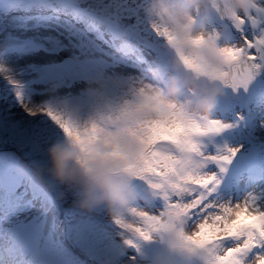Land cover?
Masks as SVG:
<instances>
[{
    "label": "rangeland",
    "instance_id": "1",
    "mask_svg": "<svg viewBox=\"0 0 264 264\" xmlns=\"http://www.w3.org/2000/svg\"><path fill=\"white\" fill-rule=\"evenodd\" d=\"M259 2L264 5V0ZM48 3L59 5L64 11L85 13L101 30L108 31L116 44L134 45L138 57L148 55L157 73L164 77L169 75L170 53L153 30L149 0H0V67L6 69V75L19 85L10 84L5 74H0V130L7 132L19 148L28 149L30 154L43 152L49 143L60 138V133L45 115H28L17 100V92L32 108L47 105L59 111L65 106L79 104L82 118L87 119L95 110V105L84 93L87 81L100 77L117 82V86L106 94L108 104L120 101L125 93L141 83L154 84L149 80L147 65H140L135 55L106 52L82 27L65 14L51 10ZM208 18L218 22L219 26L215 28L221 42L239 44L245 34L252 38L260 29V25L254 29L248 24L241 33L230 21L221 20L215 14H209ZM67 58L70 62L61 64ZM19 61H22L21 68ZM50 87L55 90L50 92ZM215 112L222 114L217 119L238 126L213 138L214 146L245 145L241 149L243 155L238 153V159L228 166V172L234 173L228 194L235 199L245 192L249 181L237 186L234 183L243 181L246 172L264 174V126L261 123L264 122V72L257 76L248 92L226 90ZM238 113L243 117L242 121H237ZM54 187L63 204L70 201L73 204L71 194ZM131 187L134 195L146 204L145 208H155L157 213L154 214H158L163 201L156 197L150 199L143 181H137ZM251 192H255L264 205V186L244 193L241 199ZM32 207L28 213L11 215L12 219L17 218L12 227L16 234L13 232L11 240L17 248H28L24 257L19 253L15 256L20 261L34 264L38 258L41 264H82L83 261L78 259L82 257L87 259V264H172L174 259L158 238L147 241L136 238L137 248L122 249L121 229L110 221L103 208L78 217L79 211H70L74 218L71 220L73 227H70L66 220L55 221L44 214L38 205ZM92 213L98 219L92 217L93 221L90 220ZM35 219L38 223H34ZM185 264H202V261L191 257Z\"/></svg>",
    "mask_w": 264,
    "mask_h": 264
},
{
    "label": "clouds",
    "instance_id": "2",
    "mask_svg": "<svg viewBox=\"0 0 264 264\" xmlns=\"http://www.w3.org/2000/svg\"><path fill=\"white\" fill-rule=\"evenodd\" d=\"M258 0H149L152 24L170 53L169 75L149 87L131 88L120 101L106 103V94L117 86L110 79L96 77L86 82L84 93L95 105L87 119L79 104L55 110L63 124L60 138L43 150L42 160L29 171L35 183L56 185L71 194L77 211L103 208L112 223L118 220L135 225L139 218L131 211L143 203L132 191L146 155V136L154 125L216 118L217 103L226 90L222 75L229 67L226 42L212 34L209 14L245 17ZM49 88V91H54ZM147 186V185H146ZM148 188V186H147ZM149 198H155L148 188ZM143 209V208H141ZM168 225L153 234L174 257L172 264H185L196 257L205 264L204 245L187 239L180 217L166 218ZM120 228V227H119ZM121 229V228H120ZM121 247L135 240L134 232L122 230Z\"/></svg>",
    "mask_w": 264,
    "mask_h": 264
},
{
    "label": "snow or ice",
    "instance_id": "3",
    "mask_svg": "<svg viewBox=\"0 0 264 264\" xmlns=\"http://www.w3.org/2000/svg\"><path fill=\"white\" fill-rule=\"evenodd\" d=\"M218 17L225 20L223 16ZM227 21L241 33L248 24L254 29L260 25L257 35L249 38L245 34L239 44L226 42L225 46L229 61L222 75L225 86L233 92L241 89L248 92L249 86L264 72V5L258 0L247 16ZM152 27L157 35L163 34L155 24ZM211 32L220 38L214 25ZM0 74L19 87L6 75V69L0 67ZM16 95L28 115H45L60 133L63 124L51 107L32 108L19 92ZM242 120L238 113L237 121ZM237 126L221 119L206 124L190 121L154 125L146 136L147 155L138 178L151 189L154 197L163 201V206L158 214H154L155 208H134L131 211L139 218L135 224L139 226L118 220L119 227L147 241L168 226L166 218L178 216L182 228L191 232L187 239L204 245L208 255L205 264H264V205L255 192L242 199H233L228 194L234 178L228 166L238 159V153L243 155L241 149L245 145L215 147L213 144V138ZM135 240L125 243L137 248Z\"/></svg>",
    "mask_w": 264,
    "mask_h": 264
},
{
    "label": "trees",
    "instance_id": "4",
    "mask_svg": "<svg viewBox=\"0 0 264 264\" xmlns=\"http://www.w3.org/2000/svg\"><path fill=\"white\" fill-rule=\"evenodd\" d=\"M27 150H23L22 147L19 148L7 132L0 130V210L4 221H7L10 217L9 211H16L18 207L26 210L32 206L29 201L28 190V187H30L28 178H31L29 169L41 162L39 158L43 155V152L39 154L36 151L38 155L33 150H30V152L33 151L31 154ZM31 185L34 186L36 194L37 192L40 193V197L42 196L48 206L47 208H51V211L58 213L59 205L54 198L56 197L58 200V190L54 187V184H38L31 179ZM71 203V201L65 203L64 209H70Z\"/></svg>",
    "mask_w": 264,
    "mask_h": 264
},
{
    "label": "bare ground",
    "instance_id": "5",
    "mask_svg": "<svg viewBox=\"0 0 264 264\" xmlns=\"http://www.w3.org/2000/svg\"><path fill=\"white\" fill-rule=\"evenodd\" d=\"M21 57H22V56H21ZM17 63H18V65H19L18 67L21 68V67H22V66H21V65H22V61H19V62H17ZM243 196H244V193H243L240 197H237V198H240V199H241V197H243ZM235 199H236V198H235Z\"/></svg>",
    "mask_w": 264,
    "mask_h": 264
}]
</instances>
